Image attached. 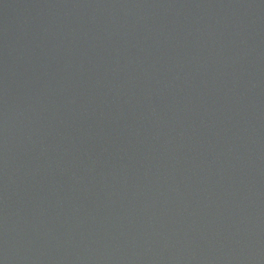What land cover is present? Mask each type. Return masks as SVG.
Instances as JSON below:
<instances>
[{
	"label": "water",
	"instance_id": "95a60500",
	"mask_svg": "<svg viewBox=\"0 0 264 264\" xmlns=\"http://www.w3.org/2000/svg\"><path fill=\"white\" fill-rule=\"evenodd\" d=\"M0 264H264V0H0Z\"/></svg>",
	"mask_w": 264,
	"mask_h": 264
}]
</instances>
